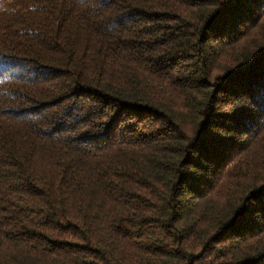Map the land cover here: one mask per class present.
Returning a JSON list of instances; mask_svg holds the SVG:
<instances>
[{
    "label": "trees",
    "instance_id": "16d2710c",
    "mask_svg": "<svg viewBox=\"0 0 264 264\" xmlns=\"http://www.w3.org/2000/svg\"><path fill=\"white\" fill-rule=\"evenodd\" d=\"M0 264H264V0H0Z\"/></svg>",
    "mask_w": 264,
    "mask_h": 264
}]
</instances>
